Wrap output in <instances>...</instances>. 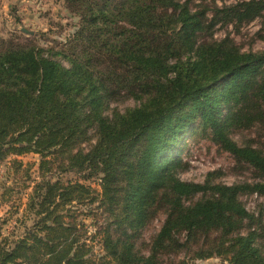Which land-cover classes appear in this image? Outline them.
<instances>
[{
  "label": "trees",
  "instance_id": "obj_1",
  "mask_svg": "<svg viewBox=\"0 0 264 264\" xmlns=\"http://www.w3.org/2000/svg\"><path fill=\"white\" fill-rule=\"evenodd\" d=\"M64 2L80 18L65 43L0 39V164L40 156L32 222L15 238L0 233V264H264L263 214L240 199L264 195V183L176 175L198 128L264 175V152L229 135L264 123V50L241 51L229 34L199 41L262 16L264 0L194 11L189 0ZM124 98L138 105L105 114ZM94 178L100 190L85 182ZM160 209L144 254L137 238Z\"/></svg>",
  "mask_w": 264,
  "mask_h": 264
},
{
  "label": "rangeland",
  "instance_id": "obj_2",
  "mask_svg": "<svg viewBox=\"0 0 264 264\" xmlns=\"http://www.w3.org/2000/svg\"><path fill=\"white\" fill-rule=\"evenodd\" d=\"M239 1L242 0H189V6L194 11L205 7L229 6ZM34 13L42 18V25L38 21L39 18L35 20V16L25 15ZM79 24V16L65 7L64 0H32L30 2L0 0V39H12L19 43L32 42L39 47L48 48L55 42L65 43L76 32ZM227 34L241 51H263L264 13L255 20L236 27L218 25L213 29V36L201 35L199 41L219 40ZM137 105L138 101L133 98L112 101L106 107L105 114L124 113ZM229 135L240 146H251L264 152V123L249 128H230ZM182 147V167L176 169V175L183 181L205 183L208 180L214 184L224 185L264 183V175L257 172L250 164L237 160L231 152L222 148L209 132L201 131L199 128L192 130L186 135ZM17 160L21 163L19 164ZM39 162L38 154L28 153L11 156L0 164V233L4 236L15 238L24 232L25 224L32 222L28 215L25 216L24 210L28 194L32 190L33 180L38 175ZM62 176L73 180L79 178L76 172H68ZM85 182L100 190L97 178ZM201 197L197 194L189 201ZM240 199L248 212L256 216H259L261 212L264 217V195L260 196L247 191L241 194ZM166 217L165 210L160 209V212L141 230L137 238V246L142 253H149L152 239L160 231ZM244 227L241 232H246Z\"/></svg>",
  "mask_w": 264,
  "mask_h": 264
},
{
  "label": "crops",
  "instance_id": "obj_3",
  "mask_svg": "<svg viewBox=\"0 0 264 264\" xmlns=\"http://www.w3.org/2000/svg\"><path fill=\"white\" fill-rule=\"evenodd\" d=\"M23 1H26V0H23ZM28 2H30V1H32V0H27ZM22 11V10H21ZM26 16H35L34 18H35V20H37V18H39V23L42 25L43 24V22H42V18L41 17H38L35 13L34 14H25Z\"/></svg>",
  "mask_w": 264,
  "mask_h": 264
}]
</instances>
